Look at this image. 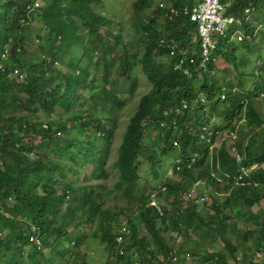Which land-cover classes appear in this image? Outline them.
<instances>
[{
    "label": "trees",
    "instance_id": "1",
    "mask_svg": "<svg viewBox=\"0 0 264 264\" xmlns=\"http://www.w3.org/2000/svg\"><path fill=\"white\" fill-rule=\"evenodd\" d=\"M102 1L44 0L28 16L25 0H0V63L6 66L0 70V264H75L81 244L89 237L100 238L112 252H117L119 261L113 264H135V260L139 264H166L177 251L163 233L164 225L178 235L190 237L213 232L223 242L219 251L195 250L196 259L191 264H264V172H254L244 186L233 183L242 166L264 163V115L257 100L264 97V63L259 65L260 71L252 72L253 89L245 93V75L239 70L243 63L238 54L241 45L235 41L215 35L218 48L209 69L206 74L198 69L201 45L196 24L184 14L169 17L170 8H193L191 0L134 2L132 33L139 36L136 50L127 42L123 30L109 31L111 40L101 34L102 27L112 24L94 8ZM155 1H161L163 7L151 10ZM221 2L228 6L226 16L241 21L235 28L243 30L248 38L264 39V0ZM149 10L153 16L146 15ZM246 11L251 13L247 15ZM160 20L166 21L161 32ZM32 21L42 26L36 34L39 44L33 50L29 49ZM163 36L176 38L197 58L196 65L185 66L190 74L186 69H175L176 58L159 44ZM13 45L15 57L2 59L5 49ZM78 46L84 47L82 51ZM245 47L254 51L250 41ZM117 50L122 53L114 57ZM216 57L226 60L229 68L218 69ZM93 64L102 66L105 87L101 96L91 95L92 105L84 110L83 92L91 83L93 91L97 85L88 77ZM138 65L150 90L140 98L123 134L115 162L119 180L111 190L107 185L111 178L108 166L119 117L108 123L99 115V109L112 114L127 107V100L120 96L124 88L119 89L117 75L126 78V72L134 71ZM14 68L24 72V81L11 76ZM220 72L231 77L219 79ZM232 74L239 79L237 84L232 82ZM137 82V78L130 80L128 95L135 94ZM199 93L207 97L206 112L195 108ZM221 93H226L225 100L218 98ZM186 102L190 109L185 115H172L179 127L163 128V112ZM58 109L65 119L55 122L52 119ZM213 117L223 119L222 125L215 124L216 130L237 132L238 151L244 157L241 164L229 142L211 151L210 145L200 141L198 126ZM42 118L47 120V129L43 128ZM70 122L72 127L68 126ZM74 129L92 131L93 136L80 141L72 134ZM152 134L163 144L164 154L174 149H178L180 157L198 153L193 171L168 182L167 203L171 202L173 209L166 210L162 217L149 208L150 194L157 188L145 196L139 184L140 159L152 152L145 145ZM174 141L179 142L178 148ZM211 155V169L217 178L206 167ZM151 161L157 177L155 167L160 161ZM87 166L93 168L89 178L83 176ZM80 177L82 184H78ZM198 182H208L215 189L211 202L203 204L205 212L199 204L184 201ZM117 194L131 209L119 214L104 209L105 201ZM122 218H127L131 229L123 244L126 254L118 250ZM86 224L95 225L91 233L81 230ZM33 225L38 228L40 247L31 240Z\"/></svg>",
    "mask_w": 264,
    "mask_h": 264
},
{
    "label": "rangeland",
    "instance_id": "2",
    "mask_svg": "<svg viewBox=\"0 0 264 264\" xmlns=\"http://www.w3.org/2000/svg\"><path fill=\"white\" fill-rule=\"evenodd\" d=\"M138 0H103L102 4L99 5H94V8L97 10V12L101 14H105L109 19L112 20V24H108L107 26H104L101 28V34L105 36L108 40H111V37L109 36V31L116 32L123 30L124 34H126L128 38L127 42L130 43L131 47L134 48V50L137 49L139 46L137 43V40H139V36L137 32H133L132 30L134 28V22H135V17H134V10H133V3ZM44 3V0H41V5ZM160 4L159 1L154 2V7L151 10H154L158 5ZM40 5V6H41ZM146 12V15L153 16L154 13ZM145 15V16H146ZM162 21V20H160ZM251 21V18H250ZM42 26L39 23V21H32L30 24V40L32 42L31 46L29 49L33 50L37 48V45L39 44L37 42V37L36 34L37 32H41ZM82 31V30H81ZM236 43L241 45V49L238 51L239 54V61H243L242 66L239 67V70L241 74L245 75V77H242V81L244 82V92L248 93L250 92L253 88L254 80L252 76V72H254L256 69L258 70V67L264 63V39L261 40V38L258 36L255 39H251L248 37H245L244 40L237 41L233 40ZM250 41L252 48H254L252 52L248 50V48L245 47V43ZM84 48V47H83ZM81 46H78V51H82L83 49ZM122 51L117 50L116 54L114 57H118ZM81 54V52H78L77 55ZM23 56H31V55H23ZM74 56V53H73ZM38 59V57H33V59ZM216 65L218 69H224V68H229V63L224 60L221 57H216ZM255 72H258V71ZM103 68L101 65H91L90 66V71L88 74L89 81L93 82L95 81V86L94 91L91 89V86L93 83L89 85V88L86 89V91L83 92V101H82V109L84 110H89V107H91L92 102H91V95L95 94L98 96H101V91L105 87L104 82H103ZM230 78V75H225L223 72H220L218 74V78L221 79L223 78ZM233 79L232 82L234 84H237L239 79L235 77L233 74ZM117 78L119 80V89H123V93L120 94L121 97L125 98L127 100V107L123 109L122 111H115L112 114L109 113H104L102 112V108L99 110L101 111L99 113L100 116H103L105 120L110 123L109 119L119 117V124L115 127V135L113 139V148H112V154H111V159L110 163L108 166V172L111 175L110 180L107 182V185L109 189L113 190L115 187V184L119 180V175L118 172L116 171L115 168V162L118 159L119 156V149L123 141V134L126 131L128 127V123L130 121V118L132 115L135 113L137 110L140 98L148 93L150 90V84L146 80L145 76L143 75V72L141 70V66L138 65L135 67L134 71H127L126 72V78H122L117 75ZM133 78H137V89L135 91V94L133 96L128 95V90H129V82ZM113 90L109 88V94L112 96ZM260 102V108L262 110V113L264 115V97L260 96L257 99ZM62 110H57L55 113L56 115L53 116V121L59 122L61 119H65V115L63 116ZM67 117V116H66ZM44 120V123L47 122L45 118H42ZM210 120V118H209ZM213 124L216 125H222L223 124V119L221 118H212L211 119ZM69 127H72L73 124L70 122L68 124ZM72 134L79 139L80 141L87 140L89 136H93V133L89 131H82L78 132L76 129L71 130ZM149 137V136H148ZM148 149L150 148L152 152L149 154L144 155L140 159V188L142 189V193L145 196H148L152 191L151 189H155L165 181V173L167 169L173 164V162L176 160L178 157V149H174L170 151L169 153L164 154L163 153V144H160L156 138L155 135L152 134V137H149L146 140L145 144ZM80 149L83 150V147L80 146ZM160 161L159 166L157 165L156 168V175L153 173V167H152V161ZM213 155L210 156V159L208 160L207 165L210 167L209 171H212V166H213ZM93 171L92 166H87L86 168L83 169V176H86L87 178L90 177L91 173ZM82 179L83 177L79 178L78 184H82ZM92 184H97V182L91 181ZM99 183V182H98ZM205 186L200 189V194H206L209 197H212V193L214 194L215 189L211 187L208 182H204ZM204 205H200V209L205 212L206 210L203 208ZM104 209H109L110 212H115L119 214L121 210H127L131 209L129 207V204L122 198L121 195L117 194L115 196H112L107 199L104 203ZM133 212V211H132ZM127 221V218H122V224ZM95 224V223H94ZM95 225H83L81 230L86 231L91 233L94 229ZM163 233L168 237L169 242L174 246V248L177 251V255L179 257V262H183L184 264H191L192 262L195 261L194 257V251L199 250V251H219L223 248V242L218 238V236L215 233H208L204 235H198V236H187V235H178L176 231L170 230L171 227L169 225H164L163 227ZM71 233H73L72 227L69 228ZM170 230V231H169ZM66 244H69L67 240ZM40 242L41 245V239H35V243L38 244ZM35 244V245H36ZM39 245V244H38ZM45 252H49L48 248L44 249ZM80 255L77 258V260L74 262L75 264H113L114 262L119 261V257L117 255V252H112L108 245L103 242L100 238H92L89 237L86 242L81 244V247L79 248ZM185 251V252H184ZM188 254V258L186 260L184 259V255ZM190 254L193 255V259H190ZM263 255V254H262ZM262 255L260 256L261 259H263ZM136 256V255H135ZM71 257V256H70ZM70 257L66 260L69 261ZM53 258L56 259L57 256L53 255ZM135 258V257H134ZM189 259V260H187ZM240 261V260H239ZM65 262V263H66ZM231 262H234L232 260ZM68 264H73V263H68ZM135 264H139L138 260H135Z\"/></svg>",
    "mask_w": 264,
    "mask_h": 264
},
{
    "label": "built area",
    "instance_id": "3",
    "mask_svg": "<svg viewBox=\"0 0 264 264\" xmlns=\"http://www.w3.org/2000/svg\"><path fill=\"white\" fill-rule=\"evenodd\" d=\"M41 0H25V6L27 10V15L35 13L38 8H40ZM159 6H162L160 4ZM163 7V6H162ZM228 6L222 4L221 0H198V3L193 8L185 7L183 10H178L170 8V19L178 17L181 14L190 17L191 22L196 24V30L200 38L201 52L199 55L200 63L198 69H200L203 74H206L209 67L208 64L212 59L214 50L218 48V43L215 39V35L222 37V39L227 38L229 41L237 40L242 41L246 37L243 30L235 28L236 25H240L241 21L226 16V10ZM251 12L246 11L249 15ZM24 24L28 22L22 21ZM166 21L160 22V32L164 30ZM159 44L162 48L169 51L170 55L175 57V69L183 70L186 69V74H190V69L185 68L187 63L196 65L197 58L190 54L189 49L186 46L181 45V43L174 37H161ZM11 56V46L7 47L2 54V59H7ZM216 60V59H215ZM5 63H0V70H5ZM11 76L17 78L18 81L22 82L25 79V74L20 68H14L12 70ZM234 89L233 92H236ZM262 96V95H261ZM221 100L226 99V93H221L219 97ZM208 100L204 93H199L195 98V108L200 112H206ZM190 109L189 103H184L183 105L174 106L171 110H165L163 112V120L161 121V126L163 128H178V121L176 118H172L174 114L176 117L185 115V113ZM43 128L47 129L48 125L43 124ZM198 137L202 143H207L210 145V150H214L216 147H221L225 142H229L232 146V152L238 163H242L243 156L239 154L237 143L238 135L234 130H221L217 129L213 122H205L197 128ZM215 139V141H214ZM179 142L174 141L175 147H179ZM198 163V153H192L185 157L178 156L173 164L167 169L165 173V181L160 183L157 189L150 194L149 197V208L154 209L162 217L165 215L166 210H172L173 206L167 203V197L169 195L168 182L174 179L177 175L184 174L186 171H193ZM262 171L264 172V163L254 164L253 166L247 168L242 166L239 175L234 178L233 183L236 186L245 185V181L249 179L254 172ZM213 178H217L216 173L210 172ZM205 186L204 182H198L189 192L185 195L184 201H192L196 204L203 205L205 203L211 202V199L206 194H200V189ZM130 224L125 221L122 224L121 232L118 235L117 241L119 243L118 250L122 254H126V250L123 247L126 241V234L130 233ZM38 228L36 226L31 227V240L39 239ZM40 247V242L38 243ZM179 257L177 254H172V256L167 259L166 264H178Z\"/></svg>",
    "mask_w": 264,
    "mask_h": 264
},
{
    "label": "water",
    "instance_id": "4",
    "mask_svg": "<svg viewBox=\"0 0 264 264\" xmlns=\"http://www.w3.org/2000/svg\"><path fill=\"white\" fill-rule=\"evenodd\" d=\"M11 55H12V57H15V55H16V45H13L11 47Z\"/></svg>",
    "mask_w": 264,
    "mask_h": 264
},
{
    "label": "crops",
    "instance_id": "5",
    "mask_svg": "<svg viewBox=\"0 0 264 264\" xmlns=\"http://www.w3.org/2000/svg\"><path fill=\"white\" fill-rule=\"evenodd\" d=\"M188 1H190V0H188ZM159 2H160V4H162L161 1H159ZM191 2L193 3L194 6H196L197 3H198V0H191ZM160 4H159V5H160ZM215 61H216V60H215Z\"/></svg>",
    "mask_w": 264,
    "mask_h": 264
},
{
    "label": "bare ground",
    "instance_id": "6",
    "mask_svg": "<svg viewBox=\"0 0 264 264\" xmlns=\"http://www.w3.org/2000/svg\"><path fill=\"white\" fill-rule=\"evenodd\" d=\"M206 144V143H205ZM241 154V153H240ZM244 158V157H243ZM245 167V166H244ZM181 175V174H180ZM177 176H179V175H177ZM247 183V182H246Z\"/></svg>",
    "mask_w": 264,
    "mask_h": 264
}]
</instances>
